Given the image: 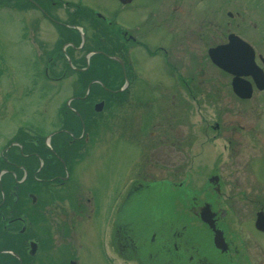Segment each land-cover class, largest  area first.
Here are the masks:
<instances>
[{"label": "flooded vegetation", "instance_id": "af4514ba", "mask_svg": "<svg viewBox=\"0 0 264 264\" xmlns=\"http://www.w3.org/2000/svg\"><path fill=\"white\" fill-rule=\"evenodd\" d=\"M103 1L106 7L98 0H10L13 12L26 11L25 29L21 28L20 36L36 50L37 60L34 56L35 66H31L34 70L42 56L43 65L37 69L33 84L40 85L39 89L54 85L63 89V81L71 73L73 89H84L87 95L91 89L94 92L73 108L66 101L61 102L59 107L67 121L55 131L43 130L46 136L48 133L54 136V145L46 144L44 139L39 144L33 138L36 132L25 130L31 136L16 137L3 148L0 264H82L86 249L92 258L97 256L99 264H119L118 261L120 264H206L197 256L198 250L194 260L192 253L187 256L192 248V233L179 238L182 232L157 231L156 203L144 210L146 201L156 200V183H145L144 177L138 178L141 173L136 176L139 180L129 183L127 180L120 191L113 193V198L96 197L91 189H84L72 180L70 172L76 165V155L79 157L86 148L71 145L85 143L83 133L76 135L73 119L82 114L94 117L91 111L98 108L96 104L100 101L104 103L103 111L105 100L99 96L104 93L99 90L111 94L135 89L143 83L150 88L155 85V79L149 81L136 66L134 56L139 50L156 58L169 76L176 74L177 85L184 89L189 85L199 88L206 84L208 65L214 67L208 50L225 44L230 35H238L223 30L218 15L219 0ZM129 16L134 18L130 20ZM226 16L229 21L234 19L230 12ZM210 18L217 22L212 33H209ZM235 18L242 19L238 13ZM42 28L51 35V45L40 39ZM147 41L154 42L152 48ZM210 41L215 43L208 46ZM255 58L263 64L259 54L255 53ZM245 79L251 82L250 77ZM229 87L231 90L230 81ZM253 92L254 89L252 95ZM78 98L82 97L73 95L69 101ZM236 98L249 101L252 96L246 100ZM120 101L127 103L124 98ZM65 106L74 117L66 115ZM214 129L218 132L216 124ZM162 137H166L164 133ZM171 145L175 147L174 143ZM153 164L143 161L141 166L150 168ZM169 164L174 166L172 162ZM219 180L218 174L208 178L215 185ZM192 201L189 212L200 220V208L207 204L213 213L214 227L220 229L221 216L212 210V204L204 202L197 206ZM97 225L98 232H93ZM205 232L207 236L212 234L206 227ZM172 238L179 245L170 243Z\"/></svg>", "mask_w": 264, "mask_h": 264}, {"label": "rangeland", "instance_id": "374dc122", "mask_svg": "<svg viewBox=\"0 0 264 264\" xmlns=\"http://www.w3.org/2000/svg\"><path fill=\"white\" fill-rule=\"evenodd\" d=\"M98 1L106 7L103 0ZM218 3L223 30L240 36L264 61V0ZM227 12L233 14V20L229 21ZM235 13L242 18L240 21ZM25 17V9L11 10L10 0L0 4L1 164L3 148L9 141L31 136L25 130L46 134L44 129L52 132L62 126L67 117L63 119L65 113L59 105L80 92L71 87V73L64 79L63 89L54 84L39 89L40 85L33 84L37 69L43 64L40 55L36 70L31 67L35 66L32 61L36 50L20 36ZM209 22L212 33L217 22ZM39 36L51 45L53 39L43 28ZM146 43L150 48L154 44ZM134 60L141 74L151 82L155 79L154 89L139 84L126 95L127 103L113 105L109 113L99 117L101 125L93 132L98 133L99 139L93 137L86 156L76 162L70 172L72 180L91 189L96 197L113 198L127 180L129 183L144 177L145 183H156V200L146 201L144 210L156 203L157 231L182 232L179 238L192 233V248L187 253H192V260L198 250L197 256L206 264H264V234L253 228L256 213H264V91L254 90L251 100L239 101L231 93L229 76L210 64L203 87L189 85L184 89L174 83L176 74L169 76L167 69L164 71L156 58L144 51L135 53ZM255 62L264 72V62ZM162 133L166 137L161 138ZM127 135L129 139H125ZM143 161L155 164L148 168L141 166ZM214 174L220 177L217 185L208 181ZM191 199L197 206L212 204V210L221 216L226 252L220 253L212 246V234L207 236L205 232L206 227L211 233L209 228L189 212ZM95 227L93 232H98L99 226ZM173 241L179 245L176 238L169 240ZM86 250L82 264H99L97 256L92 258Z\"/></svg>", "mask_w": 264, "mask_h": 264}, {"label": "water", "instance_id": "95a60500", "mask_svg": "<svg viewBox=\"0 0 264 264\" xmlns=\"http://www.w3.org/2000/svg\"><path fill=\"white\" fill-rule=\"evenodd\" d=\"M209 58L218 68L232 75L231 88L239 98L246 99L251 95L250 83L241 76H250L258 90L264 89V74L254 64L251 48L236 36H229L227 44L210 49ZM199 218L211 231L214 248L220 253L226 252L227 244L222 231L214 227L213 213L207 204L200 208ZM254 227L264 232V213L261 211L256 213Z\"/></svg>", "mask_w": 264, "mask_h": 264}, {"label": "trees", "instance_id": "16d2710c", "mask_svg": "<svg viewBox=\"0 0 264 264\" xmlns=\"http://www.w3.org/2000/svg\"><path fill=\"white\" fill-rule=\"evenodd\" d=\"M86 92V90H80V92L77 94V95H79V96H83L84 95V93ZM92 92H94V90H90V94L87 96V98H85V99H88V98H90L91 96H92ZM99 92L100 93H104V94H107V93H105L104 91H100L99 90ZM104 97V96H103ZM65 111L67 112V114L66 115H69V116H72V117H74V115L67 109V108H65ZM92 113V112H91ZM81 117L83 118V119H87L88 117H87V115H81ZM73 119V118H72ZM74 120V122L75 123H78V119L75 117V119H73ZM86 122V121H85Z\"/></svg>", "mask_w": 264, "mask_h": 264}]
</instances>
